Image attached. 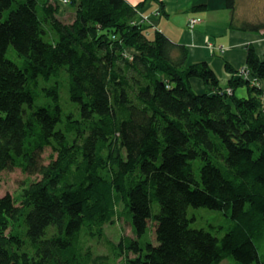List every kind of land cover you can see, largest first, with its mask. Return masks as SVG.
<instances>
[{
	"label": "trees",
	"instance_id": "16d2710c",
	"mask_svg": "<svg viewBox=\"0 0 264 264\" xmlns=\"http://www.w3.org/2000/svg\"><path fill=\"white\" fill-rule=\"evenodd\" d=\"M64 1L0 0V174L37 178L0 197V264H261L264 59L247 46L222 87L206 61L189 64L184 45L134 20L160 0ZM60 78L76 109L64 111ZM191 207L228 222L196 229ZM121 217L135 238L116 243L105 226Z\"/></svg>",
	"mask_w": 264,
	"mask_h": 264
},
{
	"label": "crops",
	"instance_id": "0c3cea01",
	"mask_svg": "<svg viewBox=\"0 0 264 264\" xmlns=\"http://www.w3.org/2000/svg\"><path fill=\"white\" fill-rule=\"evenodd\" d=\"M131 5H137L143 0H127ZM162 7L155 1L144 4L134 20L137 23L148 24L154 30H159L174 43L182 44L188 50V63L196 64L206 61L226 87L231 74L226 71L228 63L234 70L243 68L246 64L247 46L255 49L258 56L264 59V30L241 31L230 27L244 22L264 24V0H236L234 13L228 9L226 0H160ZM198 20L192 28L189 22ZM197 90L202 84L192 82ZM264 89V80H260ZM235 94L246 98L249 94L246 88L236 89Z\"/></svg>",
	"mask_w": 264,
	"mask_h": 264
},
{
	"label": "rangeland",
	"instance_id": "374dc122",
	"mask_svg": "<svg viewBox=\"0 0 264 264\" xmlns=\"http://www.w3.org/2000/svg\"><path fill=\"white\" fill-rule=\"evenodd\" d=\"M61 2L63 5L65 4L64 0H57ZM65 6V5H64ZM68 9V8H67ZM39 12H41V9L39 8ZM74 13L73 11L68 12L67 15L64 16L62 19L65 23L71 22L73 20ZM14 49H10L7 53V57L11 58L13 61L18 62L19 58L16 57L14 54ZM59 81L61 82V103L64 111H71L70 109L73 107L76 109L75 104L72 103V101L69 100V89L68 85L65 82V78H60ZM49 154V151H47L44 156L47 158ZM37 179L35 177L28 178L25 176L22 171L19 169L14 170H8L4 171L0 174V197L5 196L7 194H10L13 197H16L20 194L21 188L25 186L26 183H28L30 180ZM188 216L193 218L196 216L197 219H195L192 223V226L196 229L198 228H208V224H216L219 223L221 225L227 224L228 219L221 214L220 212L205 209V208H189L188 210ZM106 234L109 239H111L114 242H119L121 236H126L130 238H135L134 229H132V225L130 221L125 218L121 217L120 220L115 221L113 224H109L105 226ZM151 231H147L146 235L144 236L143 240H150L154 243V239L152 238V235L150 237ZM258 250H259V257L261 264H264V242L257 243ZM92 247L94 248V253L96 254H105V249L98 245L96 242L92 243ZM221 264H234L233 262L229 260H224L221 262ZM254 264H257L254 262Z\"/></svg>",
	"mask_w": 264,
	"mask_h": 264
},
{
	"label": "built area",
	"instance_id": "2783aa9c",
	"mask_svg": "<svg viewBox=\"0 0 264 264\" xmlns=\"http://www.w3.org/2000/svg\"><path fill=\"white\" fill-rule=\"evenodd\" d=\"M67 1H65V3H66ZM198 23V20H196V19H192L190 22H189V26L192 28L195 24H197ZM253 82H258L257 80H255V79H253L252 80Z\"/></svg>",
	"mask_w": 264,
	"mask_h": 264
}]
</instances>
